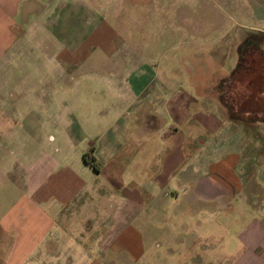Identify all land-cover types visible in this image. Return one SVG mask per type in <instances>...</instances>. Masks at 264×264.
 <instances>
[{
    "label": "rangeland",
    "instance_id": "374dc122",
    "mask_svg": "<svg viewBox=\"0 0 264 264\" xmlns=\"http://www.w3.org/2000/svg\"><path fill=\"white\" fill-rule=\"evenodd\" d=\"M39 1V6L30 5V13L14 22L13 32L17 35L12 48L20 53L14 59L7 55L12 62L0 70V177L17 172L15 164L27 159L34 161L38 152L47 153V157L65 155L67 162L73 164L82 159V152H88L95 159L92 143L106 141L122 146L114 153L108 151V155H103L109 158L107 170L115 176L117 168L122 167L131 174L135 160L149 164L152 159L159 163L162 151L156 131L162 125L168 131L175 125V119L165 115L160 101L146 95L155 85L163 100L171 94L190 100L185 105L190 113L189 123L176 126L184 135L189 130L184 136L185 144L190 145L187 152L190 157L184 162V166L190 165L189 178L195 171L201 174L203 165L235 153L239 143L235 133L221 139L219 135L199 131L194 124L195 116L228 120L225 117L229 116L228 110L225 113L219 107L221 102L212 100L214 90L218 91V97L223 95L227 99L229 95L215 73L224 64L231 63V41L246 30L264 31V0H77L76 11L64 7L59 11L62 16L55 28L47 23L46 30L40 29L28 36L24 32L39 27L41 7L52 2ZM54 9L49 7L46 13ZM257 33L258 36L249 37V42L262 40L263 34ZM10 41L0 38V45ZM222 49L224 54L219 52ZM256 78L253 77V83ZM248 86L249 89H242L239 83L235 88L238 93L243 90L250 93L253 86ZM253 95H249L252 100ZM223 102L230 105V99ZM152 116L155 125L151 126ZM240 124L234 122L233 126L240 129ZM252 130L253 150L248 152L254 154V164L256 159L263 158V167H253L258 181L246 183L254 194L248 203L256 205L264 203L261 181L264 130L259 127ZM150 144L152 150L146 149ZM243 152L246 151L238 153ZM92 171L91 161L89 174L77 168L78 175L88 179L89 187L96 192L102 194L117 188ZM179 171L180 168L175 174ZM117 181L121 188L134 185L125 178ZM2 182L0 178V191ZM142 184L147 192L151 190L149 183ZM177 188L175 185L174 189ZM235 200L228 199L231 209L223 215L214 207L217 203H209L215 208L209 215H201L200 211L191 214V207L187 205L185 214L176 217L164 205L153 204L151 209L146 205L143 221L147 225L142 231L152 239L168 235L174 240L202 242L205 236L210 245L206 258L200 259L201 264H214L219 258L222 264H227L229 258L224 257V249L235 253L230 247L233 235L250 218H257L256 214L248 215L234 207L238 202ZM112 202L116 203L114 199ZM194 202L191 206L195 210L202 207L199 201ZM172 223L175 228L173 235H169ZM214 223L223 225L222 230L214 229ZM218 241L225 244L223 251L224 246L220 248ZM186 264L195 263L191 260Z\"/></svg>",
    "mask_w": 264,
    "mask_h": 264
},
{
    "label": "crops",
    "instance_id": "0c3cea01",
    "mask_svg": "<svg viewBox=\"0 0 264 264\" xmlns=\"http://www.w3.org/2000/svg\"><path fill=\"white\" fill-rule=\"evenodd\" d=\"M76 1L52 0L47 7L39 10V27L22 32L28 36L36 34L40 29L46 30L47 23L53 24L55 28V23L62 16L59 11L63 7L65 10L69 8L71 12L76 11ZM32 2L0 0V38L11 39L8 44L0 45V70L6 69L12 62L8 61L7 55L14 59L20 53L12 48L15 43L13 39L17 35L13 32V25L24 14L30 13V5H40L39 0ZM49 7L55 9L46 13ZM257 32L263 34L262 40L244 42L250 36H258ZM236 38L229 45L231 63L224 64L226 66L215 73L217 80L223 81L224 91L229 95L227 99L223 95L218 97V91L214 90L212 97L213 101L221 102L219 107L225 113L228 110V118L225 116L228 120L197 115L194 122L199 131L219 135L221 139L229 133H235L239 140L237 148H234L235 153L203 165L201 174L195 171L189 178L190 165L184 166L190 157L187 154L190 145L184 142V136L188 135L189 130L184 135L176 126L189 123L190 113L185 105L190 100L177 94L165 96L163 100V94L155 85L146 95L160 101L165 115L175 119V125H171L168 131L164 130L163 125L156 131L162 151L159 163H154L152 159L149 164L135 160L131 174L122 167L117 168L115 176L107 170L109 158L103 155H108V151H118L122 147L121 143H92L93 156H96L93 159L96 169L92 172L107 179L108 183L117 185L115 190L101 194L90 188L89 180H83L77 172L79 166L86 175L89 174V164L82 159L75 161L74 165L73 162H67L65 155L47 157L45 152H38L34 161L27 159L21 164H15L20 174L9 172L0 177L3 180L0 191V264H186L191 260L201 264L203 262L200 259L206 258L210 245L205 236L202 242L197 239L174 240L168 235L158 239L145 236L142 231V227L147 225V221H143L145 206L151 209L153 204L157 207L164 205L174 217L185 214L187 205L191 207V214L200 211L201 215H209L216 207L223 215L231 209L228 202L231 197L238 201L234 207H239L248 215L256 214L257 218H250L233 235L230 247L234 254L225 248L223 242L218 241L220 248L224 246L222 251L225 248L224 257L229 258L227 264H264V203H248L250 197L254 199L248 185L258 181L255 178L256 168L253 167H263V158L256 159L254 164V154L248 151L253 150L252 129L259 127L262 132L264 130V31L246 30ZM240 44L242 46L238 50ZM219 52L224 54L225 50ZM249 74H253L252 78ZM253 77L258 78L255 83ZM239 83L242 89H249L248 85L253 86L255 91L250 93H254V100L249 98L247 90L238 93L235 87ZM228 99L230 105L226 106L223 101L227 102ZM152 117L149 123L151 126L155 125ZM234 122L242 123L240 129L233 126ZM146 149L152 150V144ZM239 150L246 152L240 155ZM83 153L89 157L88 152H82L81 155ZM199 164L197 171L200 169ZM179 168V174H175ZM143 173L144 180L141 178ZM117 178H125L134 182V185L132 188H121ZM261 181L264 183V176ZM143 182L150 184L149 192L144 189ZM175 185L177 190L174 189ZM179 198L182 200L179 201ZM113 199L116 203L112 202ZM194 201H199L202 207L195 210L196 207L191 206L195 204ZM209 203H217L219 206L213 207ZM181 226L186 227L185 224ZM222 226L220 223L213 225L214 229L219 230ZM174 228L172 223L169 235H173ZM214 264H222L220 258L215 259Z\"/></svg>",
    "mask_w": 264,
    "mask_h": 264
},
{
    "label": "trees",
    "instance_id": "16d2710c",
    "mask_svg": "<svg viewBox=\"0 0 264 264\" xmlns=\"http://www.w3.org/2000/svg\"><path fill=\"white\" fill-rule=\"evenodd\" d=\"M244 42H249V38H247ZM251 42V41H250ZM255 44V43H253ZM82 159L85 163H88L89 164V161H91V166L93 167V169H96V165L95 163L93 162V157L91 156L90 157H87V154L86 153H83L82 154Z\"/></svg>",
    "mask_w": 264,
    "mask_h": 264
}]
</instances>
